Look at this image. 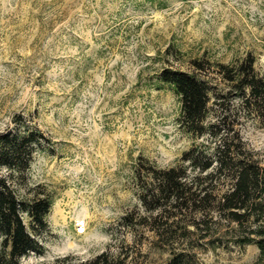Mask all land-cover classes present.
Instances as JSON below:
<instances>
[{"label": "rangeland", "instance_id": "374dc122", "mask_svg": "<svg viewBox=\"0 0 264 264\" xmlns=\"http://www.w3.org/2000/svg\"><path fill=\"white\" fill-rule=\"evenodd\" d=\"M248 54L264 76V0H0V136L42 134L27 181L54 198L38 234L45 254L23 261L88 260L124 246L130 264H264L258 243H242L259 240L251 231L264 222L240 228L216 212L197 228L189 215L159 238L142 219L136 175L182 164L195 144L214 146L181 126L180 97L162 70L197 71L224 92L217 63ZM241 103H231L236 127L264 168V124ZM133 212L129 228L123 217Z\"/></svg>", "mask_w": 264, "mask_h": 264}, {"label": "trees", "instance_id": "16d2710c", "mask_svg": "<svg viewBox=\"0 0 264 264\" xmlns=\"http://www.w3.org/2000/svg\"><path fill=\"white\" fill-rule=\"evenodd\" d=\"M256 61L253 54H248L239 63H217L227 86L224 92L216 90L197 71L162 70L160 80L180 97L181 126L198 137H209L214 146L209 151L208 144H195L184 153L182 164L151 166L147 178L137 167L140 200L149 211L142 219L152 220V230L159 238L173 237V224L179 225L189 215L197 228L213 219L216 212L240 228L264 222V168L247 148L231 105L234 99H240L249 117L264 124V76L257 72ZM193 63L206 71L203 60L194 59ZM213 115L215 118L210 119ZM41 137L37 130L22 131L20 127L0 136V264H29L24 257L31 253L44 255L46 251L38 234L49 228L54 198L40 191V185L33 188L27 181ZM135 214H126L124 225L134 228ZM251 233L261 238L250 236L242 243H258L264 254V226ZM125 249L122 246L116 253L106 250L88 260L67 256L54 264H130V252ZM180 261L182 256L173 259Z\"/></svg>", "mask_w": 264, "mask_h": 264}, {"label": "built area", "instance_id": "2783aa9c", "mask_svg": "<svg viewBox=\"0 0 264 264\" xmlns=\"http://www.w3.org/2000/svg\"><path fill=\"white\" fill-rule=\"evenodd\" d=\"M86 228V223L85 222H79V230L84 231Z\"/></svg>", "mask_w": 264, "mask_h": 264}]
</instances>
